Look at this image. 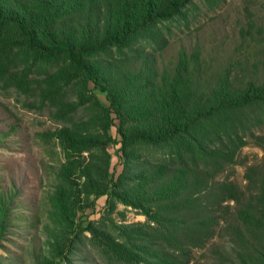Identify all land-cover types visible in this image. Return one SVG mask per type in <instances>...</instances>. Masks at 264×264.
I'll return each mask as SVG.
<instances>
[{
    "label": "trees",
    "instance_id": "obj_1",
    "mask_svg": "<svg viewBox=\"0 0 264 264\" xmlns=\"http://www.w3.org/2000/svg\"><path fill=\"white\" fill-rule=\"evenodd\" d=\"M193 3L0 0V84L62 122L51 133L63 156L48 199L56 231L36 264L70 263L84 231L108 264H264V166L246 165L243 186L231 178L244 146L264 152V25L248 20L252 70L210 72L199 49L159 60L165 23L186 22ZM14 192L0 189V248ZM102 196L103 217L83 225ZM118 203L144 220L115 223Z\"/></svg>",
    "mask_w": 264,
    "mask_h": 264
},
{
    "label": "rangeland",
    "instance_id": "obj_2",
    "mask_svg": "<svg viewBox=\"0 0 264 264\" xmlns=\"http://www.w3.org/2000/svg\"><path fill=\"white\" fill-rule=\"evenodd\" d=\"M193 2L187 10V24L184 21L165 23L163 31L168 40L158 59L166 63L175 59L180 48L188 52L199 49L210 72L229 63L238 68L243 66L244 72L256 68L257 33L255 29L247 32L246 28L249 18L257 25H264V0ZM249 13L252 17H248ZM96 93L107 103L103 93L97 90ZM30 101L31 98L13 89H4L0 84V189L16 190L9 212V227L2 237L0 264H36L37 257L47 254V237L56 231L50 218L48 199L55 187L56 171L63 156L51 133L61 128L62 122L49 108L32 107ZM82 116L85 111L80 108L76 118ZM139 153L143 159L158 156L150 148H141ZM112 163H116V157ZM252 163L264 166V152L249 144L241 149L239 163L234 166L231 178L243 186L245 167ZM105 206V196L97 199L95 210L88 208L80 216L83 225L89 220L98 223L105 213ZM110 217L115 223L144 220L136 209L120 203ZM104 222L112 229L109 218L104 217ZM72 237L68 264H108L89 231Z\"/></svg>",
    "mask_w": 264,
    "mask_h": 264
}]
</instances>
